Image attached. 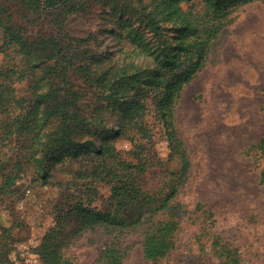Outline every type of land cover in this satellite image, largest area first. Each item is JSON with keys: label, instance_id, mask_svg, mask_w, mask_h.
Segmentation results:
<instances>
[{"label": "trees", "instance_id": "trees-1", "mask_svg": "<svg viewBox=\"0 0 264 264\" xmlns=\"http://www.w3.org/2000/svg\"><path fill=\"white\" fill-rule=\"evenodd\" d=\"M254 1L0 0V51L4 55L0 62V145L15 142L31 148V162L45 185L58 165L74 158L79 167L72 169L68 189L82 190L83 196L72 209L80 229L102 230L117 238L128 229L147 226L146 257L152 264H167L163 260L175 249L180 226L171 202L190 177L187 151L172 126L174 107L185 86L207 65L212 47L233 23L234 15ZM97 5H103L102 13L127 18V27L136 24L128 35L126 27L113 29L114 39L120 52L127 54L131 49L135 56L147 57L151 66L128 64L103 42L95 47L91 42L78 45L80 40L64 26L75 14ZM12 8L23 13V24L13 23L8 14ZM29 26L41 27L45 35L34 33L30 41ZM145 30L150 40L143 37ZM79 75L115 113V126L98 117L100 113L86 114L78 90L85 86L72 81ZM47 120L59 125L42 140L41 126ZM120 138L128 139L131 149L117 148ZM158 139L168 143L169 167L151 186L144 177L157 165L156 160L162 162L156 150ZM81 157L87 161L81 162ZM21 161L12 169L0 164L2 195L16 190L24 171ZM99 185L108 188L107 197L99 194ZM160 214L168 217L157 220ZM58 222L37 249L44 264H71L53 241ZM7 249L1 237L0 264H10ZM124 257L119 242L110 240L100 253L99 264H123ZM233 263L227 259L222 264Z\"/></svg>", "mask_w": 264, "mask_h": 264}, {"label": "rangeland", "instance_id": "rangeland-1", "mask_svg": "<svg viewBox=\"0 0 264 264\" xmlns=\"http://www.w3.org/2000/svg\"><path fill=\"white\" fill-rule=\"evenodd\" d=\"M102 6L75 14L64 27L80 40L78 45L91 42L95 47L103 42L108 51L126 58L128 64L151 66L147 57H137L131 49L127 54L119 51L113 29L126 27L128 35L136 24L127 27V18L102 13ZM8 14L13 23H24L22 12L12 8ZM234 16L233 23L212 47L207 65L185 86L174 107L172 126L187 151L190 177L170 205L180 226L176 247L163 260L167 264H222L227 259H233V264H264V0L243 6ZM122 20L124 23L120 24ZM28 31L32 42L34 33L45 35L41 27L29 26ZM145 32L143 37L150 40ZM3 56L0 51V62ZM72 81L76 86H85L81 75ZM78 90L89 117L100 113L98 117L116 125L115 113L100 102L97 91L89 86ZM96 107L97 112H92ZM58 125L56 120L45 121L41 126L42 140L54 134ZM115 143L121 150L131 149L126 138ZM23 147L27 145H0V164L10 165L9 169L26 154L16 190L0 193V239L3 237L8 243L10 264H44L37 249L58 221L53 241L71 264H99L100 253L110 240L118 241L124 250L123 264L153 263L144 251L147 226L128 229L117 238L102 230L80 229L72 209L83 196L82 190L68 189L71 171L79 167L74 158H66L58 165L45 185L38 176L37 165L31 162V148ZM156 150L162 162L156 160L157 165L144 177L151 186L160 181L169 167L167 141L158 139ZM40 153L41 147L37 157ZM107 189L99 185V194L107 197ZM167 217L160 214L157 220Z\"/></svg>", "mask_w": 264, "mask_h": 264}]
</instances>
